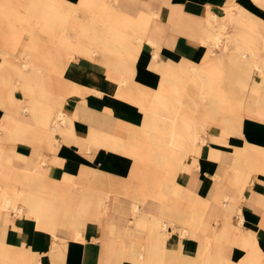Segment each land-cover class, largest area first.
Here are the masks:
<instances>
[{"label":"bare ground","instance_id":"bare-ground-1","mask_svg":"<svg viewBox=\"0 0 264 264\" xmlns=\"http://www.w3.org/2000/svg\"><path fill=\"white\" fill-rule=\"evenodd\" d=\"M42 1L35 0V3H29V6L38 11L36 5ZM45 3L51 5L55 11L61 10L64 15L60 22H54L46 18L41 19L33 12L37 15L39 23L52 24L49 26L57 34V46L72 57L102 55L111 74L115 72L119 77L120 87L117 95L121 97L122 90L131 87L129 80L125 78L130 73V68L127 67L130 64L118 62L124 59L127 53L130 35L126 28L132 26L140 30L138 34L131 35L135 36L136 42L141 43L144 38L147 42L155 44L150 36L145 37L144 34L159 15L154 10H146L138 16L120 13L112 18L105 8L98 13L87 10L92 12V16L84 17V21L76 14L83 4L71 7L59 0H45ZM2 5L9 6L0 1V6ZM221 5V9H210L206 13L205 27L198 36L200 42L205 45V58L201 64L190 67V77L199 89V100L193 101L192 106L198 110L204 109L202 119L196 116L197 113L184 111L182 108L184 100L180 88L187 85L186 79H173L168 75L162 84L160 83V87L165 88L167 93L157 91L149 100L143 96L127 97L136 99L144 108L145 117L140 133L138 127H132L128 132L117 129L116 133L93 128L89 137H79L73 118L64 110L66 100L60 93H68L71 96L87 90L72 80L63 78L62 70L66 62L62 63L64 54L58 53L60 62L57 71L51 72V62L46 57L48 53L40 44L21 46L17 45V42H11L10 33L0 35V55L3 57L0 61V106L18 105L22 112L29 113L32 117L31 121L11 117L15 124L9 130V143L13 146L21 142L32 145L30 156L19 151L17 153V156L25 161L23 171H11L10 166L14 158H4L5 145L0 142V211L3 215L10 214L11 209H19L21 213L33 218L37 229L47 232L51 238L49 249L52 250L49 251L53 264H63L69 242L58 241L60 226L69 228L73 239L86 244L97 238L87 237L89 224L85 219V207L69 211L65 208L64 224L41 217L47 197H57L64 202L67 193L58 189L52 178L63 179L66 186L78 189L91 184L114 191L111 188L113 176L92 166L76 169L70 162L62 170H57V159H34L36 146H45L54 152L63 146H75L76 155L79 154L86 162L88 156H94L100 149L128 156L132 165L130 173L125 177L127 184L120 192L132 196V214L136 215L143 210L142 203L146 198L162 201L161 215L152 220L151 233L146 242L141 245L137 240H133L129 250L121 246L112 264H264V252L257 250L254 231L243 230L246 217L241 206V203L248 199L247 187L253 182V151H257L259 157H264V154L260 153L264 147L246 144L243 149L234 148L233 155L222 152L211 188L205 197H202L198 190L186 186L194 168L198 166L197 157L201 147L204 143L206 146L208 142L207 135H203L206 116H214L211 125L219 141L236 133L244 137L246 132L243 122L246 117L264 122V28L256 24V17L253 16L257 13L259 18H264V0H222ZM64 6L68 7L65 11L62 10ZM101 6L107 5L103 2ZM229 27L233 30L228 31ZM72 29L78 31L77 35L70 33ZM82 39H88V42H82ZM154 54L157 57L158 52L155 51ZM17 91L21 92L20 96ZM184 104L187 105L186 101ZM225 113L231 116H223ZM214 124H221L222 127ZM215 144H224L231 150L230 145L226 143L216 141ZM244 151H252L247 161L243 159ZM188 156L193 157L191 163L186 161ZM144 158L165 167L166 176L160 179L156 174L147 171L148 169H140L139 163ZM42 163L49 165L46 172L41 170ZM226 163L230 166L233 176L227 175ZM6 167L9 168L8 172ZM180 172L183 173L182 176H178ZM222 181L229 184L220 190L219 184ZM105 183L111 186H106ZM109 197L110 194L105 196L103 213L109 208ZM239 198L240 203L234 208ZM186 205L191 206L196 214L190 221L179 214L180 209ZM202 209H205L206 236L205 240L199 239L196 254L190 256L184 254L181 248L169 247L167 240L174 230L175 222H181L182 227L177 231L182 236H191L202 222L197 215ZM231 213L233 217L230 216ZM235 216L236 226L233 227L231 222ZM259 225L264 227V216ZM232 229L235 232H244L240 246L247 251V255L240 261L234 260L233 250L227 248L231 237L229 230ZM119 242L122 243L121 240ZM10 248L0 242V254L8 253ZM29 250L20 251L9 264H41L38 253Z\"/></svg>","mask_w":264,"mask_h":264},{"label":"crops","instance_id":"crops-1","mask_svg":"<svg viewBox=\"0 0 264 264\" xmlns=\"http://www.w3.org/2000/svg\"><path fill=\"white\" fill-rule=\"evenodd\" d=\"M0 1L9 5L8 7L0 6V14L7 13L12 15L18 13L17 6L15 5L16 0ZM59 1L71 7L83 4L82 9L77 11L76 14L79 19H83L84 21L85 16L91 15L90 13L92 12L98 13L100 10H105V8L107 9L106 13L110 14L112 18L114 15L120 13L138 16L141 13H145L146 10H154L159 15L151 23L148 32L144 34L145 37L146 35L150 36L155 41V44L147 42L144 38L141 43L136 42L135 36L131 35L138 34L140 30L128 26L126 29L130 36L128 37L127 53L124 59L118 61L130 64L127 66L130 68V73L125 77L129 80L132 87L129 89H141L142 92L140 94L143 95L146 93H152L154 95L157 91L161 93L160 86L164 78L168 75L173 79L189 80L191 65H199L205 58V45L198 38L205 27V15L210 9L217 11L222 8V0L219 2L217 0ZM103 2L107 6H101ZM38 8L37 14L41 19L46 18L54 22H60L64 16L61 10L58 9V11H55L51 5L45 3V0L38 5ZM87 10L92 12H88ZM106 20L109 19L106 18ZM155 51L158 52L157 57H155ZM58 62H60L59 59ZM62 76L87 90L82 94L75 93L69 96L64 106V110L73 118L75 130H77L76 133L79 137L83 139L89 137L90 131L93 128L116 133L117 129L128 132L132 127H138L139 133L141 132V126L143 125L145 117L144 108L134 98H121L117 95L120 87L119 77L115 72L111 74L108 66L102 59V55L74 56L63 67ZM146 89L155 91L147 92ZM20 93V91H17V94ZM129 93L134 94L133 92ZM250 107L253 108V106ZM24 113L19 109L18 105L10 106L6 104L5 106H0V142L5 145L4 158L8 156L14 158L10 166L11 171L15 170L18 173L25 169L26 164L24 160L17 156V153L19 151L26 156H30L32 145L24 142L19 143L17 146L11 145L9 143V130L15 124L11 120L12 116L22 118V120H32L29 113ZM214 125L219 128L222 127L221 124ZM243 127L246 132L244 137L236 133L227 135L223 141L218 140L213 125L209 127L206 135L210 144L207 147H205V143L202 145L200 154L197 157L198 166L194 168L193 173L186 182V186L192 190H198V193L202 197H205L211 188L212 178L217 171V164H219L222 152L233 155L232 150L234 148L236 149L237 145L243 142H249L250 140L256 144H260L264 141V122L246 117L245 122H243ZM203 135L205 137V132ZM216 141L230 145L231 150L224 144H221V146L216 145ZM76 152L77 149L75 146H69L67 148L63 146L57 152L51 151L45 146H36L34 159H57V170L65 168L68 162L73 163L76 169H83L81 168V161L83 160L79 157V154L76 155ZM80 156L83 157L81 154ZM192 159V156H188L186 161L191 163ZM89 160L90 163H88ZM88 161L86 162L84 160L88 164L86 168L92 166L106 173H110L113 176L111 188L114 191L108 190L107 187H98L91 184L84 185L80 189L69 186L68 189H71L74 194L73 200L72 198H68L69 191L64 197V202L57 197H47L41 211V217L43 219L64 224L66 222V206L73 208V210L82 207L86 208L85 219L89 224L87 237L89 239L96 237L97 239L95 242L90 240V244L83 243L80 240L72 238L69 228L60 226L58 229V241L69 240L67 250H65L63 264H112L118 252L117 250H120L121 246L129 250L131 241L133 240H137L141 245L146 242L151 233L150 225L152 224V220L161 215V207L163 204L161 200L156 198H146L142 203L143 210L136 215L132 214V196L120 192L127 184V182H123V179L130 173L129 171L132 165V161L128 156L106 149H100L94 156H88ZM225 166L226 173L229 175L228 168L230 166L228 163ZM48 168V164H41V170L43 172H46ZM5 170L8 172L9 168L6 167ZM182 175V172L178 174V176ZM256 177L255 181L252 182V191L249 197L253 193L264 197V175L258 174ZM52 179L53 184L58 189L67 191L63 179ZM227 184L229 183L222 181L219 184L220 190L224 189ZM107 194H110V197L107 199L109 208L103 213L102 206ZM114 194L118 197L114 196ZM250 199L248 206L252 210L245 211L244 209L246 221L243 225V230H253L258 249L264 250V227L259 225L264 215L260 214L255 208L257 207L258 200ZM20 202L22 201L20 200ZM179 214L188 221L196 215L189 205L181 208ZM197 215L201 218L202 222L198 226L197 231H193L192 236L194 237L195 234H199L201 235L200 239L205 240V209L198 211ZM234 219H236V216L233 218V221ZM233 221L231 223L234 227L236 226V221L235 223ZM0 222L1 243L9 245L11 247L10 250L30 249V252L38 253L41 264H53L49 251L52 250L49 249L51 246V238L47 232L37 229L36 221L33 218H29L26 214L15 216L12 212L2 215L0 211ZM181 227V222H175V231H179ZM172 233L170 236H172ZM229 233L231 234L230 238H233L235 234V239H233L235 244L233 248L227 247L228 250H234L235 252V250L244 249L240 246V240L244 232H235L232 229L229 230ZM120 240L122 243L119 242ZM21 246L25 248L22 249ZM169 247L181 248L183 250L181 246L177 245ZM193 250L186 254L190 256L195 255L198 250V245L196 248L193 247Z\"/></svg>","mask_w":264,"mask_h":264},{"label":"rangeland","instance_id":"rangeland-1","mask_svg":"<svg viewBox=\"0 0 264 264\" xmlns=\"http://www.w3.org/2000/svg\"><path fill=\"white\" fill-rule=\"evenodd\" d=\"M29 3H35V0H16L15 5L17 6V12H18L17 14H12V15L7 14V13L0 14V28H1L0 35L1 34L4 35L5 32H8V34L10 33L11 42L13 44H15L17 42L18 43L17 45H21V46L32 45V44H38L39 45L40 44L41 47L48 53L46 57H47V60L51 62L50 66H52L50 71L51 72L55 71V73H56L57 68H58L57 65L59 63L58 62V59H59L58 53L59 52L64 54L62 57V59H64L62 63H64L66 61L65 66L67 65L68 61L70 59H72L74 56L72 57L71 55H69L70 53H68L64 49L60 48L59 45L57 46V41H58L57 34L49 26L52 24L48 25L45 23L44 24L39 23L38 20L36 19L37 15L34 14V13H38V12L36 11V9H32V7L29 6ZM38 5H40V4H37L36 6H38ZM67 8H68L67 6H64L62 10L65 11V10H67ZM88 16H92V14L88 15ZM88 16H85V17H88ZM253 16H255L257 18V19L254 18L255 20H257V21H255L256 24L260 25L261 28H264V18H259L257 13H254ZM232 30H233L232 27L228 28V31H232ZM263 32H264V30H263ZM70 33H72L73 35H77L78 31L75 29H72V30H70ZM82 42H88V39H82ZM46 52H45V54H46ZM0 53H2L1 48H0ZM2 58L3 57L0 55V61L2 60ZM19 61H21V60H19ZM186 81H187V83H186L187 85L185 87L180 88V90H181L180 94H181L182 99L184 100V103L186 101L187 105H185L184 103H182L183 106L179 103L178 104H179V106H182V108H184V111L193 112L195 114L197 113L196 116L198 115V117H200V119H202L204 109L201 108V110H198V109L193 108L194 105L192 106L193 101L199 100L198 86L193 84V80L191 77L189 78V80H186ZM129 88H132V87L129 86V87L124 88L123 90L121 89L122 90L121 98H127L128 96L133 95V96H141V97L143 96V97H145L146 100H149L153 97L152 93H146L145 95H143V94H140V92H142L141 89H135V88L129 89ZM160 88H161L160 90L162 91V93H164V92L167 93L165 88H162V87H160ZM146 91L147 92H154L155 90L150 91V90L146 89ZM128 92H133L134 94H128ZM20 94H18V96H20ZM60 94L65 97V100H67V98L70 96L68 93H60ZM188 103H189V105H188ZM191 107H192V109H191ZM226 115L231 116L228 113L223 114V116H226ZM24 117H26V115H24ZM220 118L221 117H219V119ZM205 119H206L205 120L206 123L204 126L205 127L204 132H205V134H207L209 127L211 126V122L213 121L212 119H214V116H212V115L206 116ZM209 144H210V142L208 141L206 143L205 147H207V145H209ZM246 144L264 147V141L260 144H256L255 142L249 140V142H243L240 145H237V148L239 150L243 149L244 145H246ZM260 153L264 154V149L260 150ZM242 154L244 155L243 159L245 161H247L250 158L252 151H250V152L244 151V152H242ZM253 154L255 156L253 157V162H252V167L254 168L252 171L253 172L252 176H253V181H255V179L257 178L256 175H258V174L264 175V166H263L264 165V157H259L257 155L258 154L257 151H253ZM81 163H82L81 168H83V169H85L88 166V164L85 163L84 161H81ZM139 168L142 170H144L145 168L148 169L147 171L156 174L157 177L160 179H163L166 176L165 167H163L161 165L154 164L152 162H149L147 158H144L143 161H140ZM228 171H229V175L233 176V172L230 168H228ZM125 181H126V179L124 178L123 182H125ZM105 185L111 186V184H109V183H105ZM251 186H252V184H250L247 187V191H246V195H247L246 197L247 198L249 197V194L252 191ZM115 187H116V185H115ZM68 188H69V186H66L67 192L69 191L68 192V198H72V200H73L74 199L73 191L71 189H68ZM114 196H116V195L114 194ZM116 197H118V196H116ZM250 198L258 200L257 207H255V208L257 209V211L260 214L264 215V197H262L261 195H256L255 193L251 194V196L246 200L245 203H241V206L243 207V209H245V211L246 210H252L248 206L249 202L251 200ZM239 203H240V198H239V201L236 202L234 208L238 207ZM66 209L68 211L73 210V208H70L69 206H66ZM11 212L13 214H15V216H22L23 215V213H21V211H19V209H11L9 211V213H11ZM230 216L233 217V213H231ZM233 222L235 223V220ZM236 235H238V234H236ZM92 236H94V235L92 234ZM194 237L192 235L182 237L178 231L173 230L172 236H170L168 239V246H176V245L181 246L183 249L181 251L184 254L190 253V251L193 250V247L196 248V246L198 245V240L201 238V235L195 234ZM233 239H235V234H234L233 238H230V240L228 242V247H230V248H233V245L235 244V241ZM21 247H22V249L25 248L24 246H21ZM21 247H19V248L21 249ZM257 250H259V249L257 248ZM20 251H25V250H15L14 249V250H7L8 253H1L0 254V264H9L13 260V258H15L19 254ZM193 251H195V250H193ZM259 252L262 253V252H264V250H259ZM246 255H247V251L244 249L235 250V252L233 250V253H232L233 259L236 261H240V260L244 259L246 257Z\"/></svg>","mask_w":264,"mask_h":264}]
</instances>
